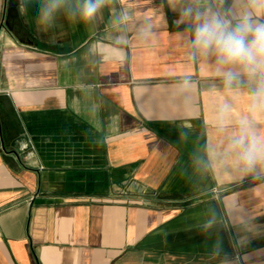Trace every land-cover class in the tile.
<instances>
[{
  "label": "crops",
  "instance_id": "0c3cea01",
  "mask_svg": "<svg viewBox=\"0 0 264 264\" xmlns=\"http://www.w3.org/2000/svg\"><path fill=\"white\" fill-rule=\"evenodd\" d=\"M112 7L129 11L130 38L155 25L123 61L104 58ZM34 15L25 0H0V264H219L217 239L244 255L230 238L240 217L264 224V180L194 174L220 98L186 63L166 0H114L94 30L67 35L38 32ZM185 72L194 111L171 87ZM234 103L233 120L249 114L246 95ZM213 213L224 223L204 232ZM246 255L264 264V240Z\"/></svg>",
  "mask_w": 264,
  "mask_h": 264
},
{
  "label": "clouds",
  "instance_id": "9594fccd",
  "mask_svg": "<svg viewBox=\"0 0 264 264\" xmlns=\"http://www.w3.org/2000/svg\"><path fill=\"white\" fill-rule=\"evenodd\" d=\"M166 3L174 14L175 39L185 51L186 63L199 65L212 76L209 92L220 98L212 118L216 139L193 151L194 174L215 170L232 178L252 176L264 180V133L257 127L258 120L264 121V0H166ZM113 4L114 0H25L26 10L35 7L32 23L44 34L57 29H63L66 35L70 28L94 30L105 9ZM110 11L113 34L110 46L104 49L105 59L123 61L133 40L137 45H147L155 38V25L151 21L141 24L130 38L129 11L114 7ZM91 51L95 53L97 49L93 47ZM171 87L184 107L194 111L197 104L194 78L185 72ZM244 95L249 114L233 120L234 101ZM218 223L224 222L218 221L213 213L200 227L210 232ZM236 227L230 244L238 253L245 254H230L223 240L217 239L210 255L219 264H247L246 250L256 240H264V224L253 217H240Z\"/></svg>",
  "mask_w": 264,
  "mask_h": 264
},
{
  "label": "water",
  "instance_id": "95a60500",
  "mask_svg": "<svg viewBox=\"0 0 264 264\" xmlns=\"http://www.w3.org/2000/svg\"><path fill=\"white\" fill-rule=\"evenodd\" d=\"M5 100L7 101V96H0V105L5 104Z\"/></svg>",
  "mask_w": 264,
  "mask_h": 264
}]
</instances>
